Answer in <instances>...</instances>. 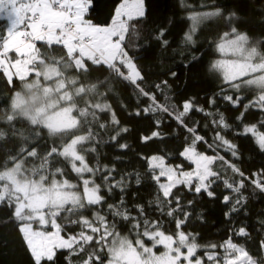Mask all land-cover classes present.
Wrapping results in <instances>:
<instances>
[{"label": "snow or ice", "instance_id": "snow-or-ice-1", "mask_svg": "<svg viewBox=\"0 0 264 264\" xmlns=\"http://www.w3.org/2000/svg\"><path fill=\"white\" fill-rule=\"evenodd\" d=\"M90 6L91 0H0V20L7 22L0 32V74L10 87H14L16 78L20 81L34 78L37 85L40 81L56 80L55 89H43L45 97L55 92L61 94L62 104L70 105L55 117L42 109L29 116L30 122H26L23 130L15 127L18 117L7 115L0 120L6 124V130L0 129V150L4 154L0 161V205L12 209V217L19 222V232L34 264H56L59 250H68V264L73 254H86L80 264H264V259L257 260L244 246L233 242V236H249L246 226L233 229L228 239L219 245H207L204 256H199L201 246L197 235L184 230L192 220L197 200H185L181 191L183 188L193 197L211 200H220L222 195L223 203L231 205L224 213L229 218L246 209L248 197L243 191L246 181L254 192L264 194V169L246 176L236 163L220 155L223 150L237 161L240 158L239 147L227 138L228 132L235 136L250 134L264 152V131L259 130L264 127V117L259 126L245 123L250 108L264 113V52L257 47L261 41L253 42L232 25L236 18L234 12L225 15L223 8L212 5V10L193 13L189 17L192 27L183 35V42L188 45H196L197 25L203 21L223 19L229 27L218 41L212 42L224 57L213 61L209 69L218 72L221 78L219 92L207 101L215 110L206 111L197 106L194 98L185 99L179 105L161 104L155 93L141 86L145 78L134 56L130 55L132 47L127 43L130 35L137 32L131 22L145 17L144 0H123L107 26L95 25L85 18ZM156 31L155 39L167 46L169 41L164 39L167 29ZM36 42L60 46L64 53L61 58L42 53ZM10 53H15L14 61ZM196 59L193 56V60ZM60 65L84 78L106 68L109 77L90 83L87 88L81 86L76 92L77 98L91 94L101 102L72 107L73 97L65 92L68 84L61 78ZM111 77L128 82L134 86L136 97L149 101L142 107L138 99L131 111L123 103L119 106L128 121L149 120L148 131L139 133L137 139L142 144L167 139V134L161 131L166 124L163 117L167 116L186 133L177 155L191 161L195 165L193 169L185 170L180 164L168 163L173 157L163 150L150 156L136 154L146 166L143 174L135 170L121 172L114 164L100 163V150L106 144L114 145L121 152L131 149L128 142L121 140L133 129L122 122L117 110L107 102L108 95L113 94ZM71 84H81V81L73 80ZM152 87L161 95L163 89L171 88L167 80ZM101 88L104 91H100ZM253 88L259 91L258 96L244 104L241 93ZM168 99L165 96V101ZM218 101L238 112L233 118L236 127L215 107ZM23 104L17 96L10 107L15 111ZM193 111L213 117L211 143L206 135L200 134L197 121H192L191 125L187 122ZM104 115L108 119L102 121ZM208 127L204 125L205 129ZM102 132H110L107 140L102 138ZM11 140L17 141V146L6 148ZM56 140L60 143H55ZM198 144H204L213 154L198 151ZM113 159L119 161L121 157ZM30 160L34 161L33 168L26 175L25 164ZM218 161L223 171H231V180L225 178L221 170H214ZM68 173L75 174L76 183L67 178ZM145 176L156 188L154 199L129 205L128 193L133 182L139 186ZM218 185L230 194L218 195ZM117 193L118 199L115 198ZM132 195L139 199L136 193ZM110 198L113 203H108ZM151 206H155L159 217L168 218L174 232H166L161 219L149 218ZM88 210L93 211L90 216H84L82 213ZM196 218L203 221V212L197 213ZM58 220H63L64 224ZM117 220L130 225L134 239L120 235ZM259 222L264 228V220ZM34 224L51 225L53 231L38 230ZM68 225L77 226L79 231L62 234ZM157 246H162L164 251L157 254ZM260 247L264 250V240Z\"/></svg>", "mask_w": 264, "mask_h": 264}, {"label": "trees", "instance_id": "trees-1", "mask_svg": "<svg viewBox=\"0 0 264 264\" xmlns=\"http://www.w3.org/2000/svg\"><path fill=\"white\" fill-rule=\"evenodd\" d=\"M122 2L123 0H91V6L86 18L95 25H110L116 8ZM144 4L145 17L134 19L131 22L137 29V32L130 35L127 43L132 47L130 55L134 56L135 63L145 78L141 86L146 91L155 93L158 102L161 104L175 103L179 105L185 99L194 98L197 106L204 107L206 111L215 110L207 101L214 93L219 92L221 78L218 72L210 71L209 69L212 62L221 57V54L216 51L215 44L212 42L218 41L220 34L228 31L229 27L226 26L223 19L206 20L196 32V45H188L183 42V35L193 24L189 19V13L212 10L210 7L212 5L223 8L225 15L229 12H234L236 18L233 20L232 25L236 26L241 33L247 34L253 42L257 40L261 41L257 47L259 51L264 52V0H144ZM6 23V21L0 20V32L4 31ZM158 28L167 29L164 37V39L169 41L167 46H162L155 39ZM37 48L42 53L53 55L56 58H61L64 53L62 47L55 45L48 46L44 42H38ZM193 56L197 57V59L193 60ZM10 57L13 61L17 58L15 53H11ZM59 71L61 78L68 84L65 90L66 94L73 97L72 106L83 107L85 102L92 104L101 102L91 94L77 98L76 92L81 86L87 88L90 83H95L97 80H104L106 77H109V72L106 68L93 72L86 78L66 71L65 65H60ZM173 72L177 74L175 77L170 75ZM73 80H79L81 84L73 86L71 84ZM163 80H167L171 88L163 89V95H161L152 85L160 83ZM32 81H34V78L23 81L16 78L14 80V87H10L4 75L0 74V120L6 119L7 115H13L19 118L16 121L15 127L22 130L26 128V122H30L29 117L13 111L10 106L17 92L28 94L26 84ZM40 82L42 86L54 88H56L58 83L56 80H51L48 84ZM51 83L53 84L51 85ZM109 83L113 86V94L108 95L107 102L111 103L114 109L117 110L122 122L133 129L121 140L122 143L128 142L131 145V149L121 152L115 149L114 145L106 144L100 150V163L109 166H113L114 164L121 172L135 170L143 174L146 172V166L143 160L137 158L136 154L150 156L163 150V152L170 153L171 157H173L167 161L168 163L172 165L180 164L185 170L193 169L194 164L191 161L177 155L178 151L182 150V144L186 135L184 130L177 128L174 121H169L168 117L164 116L163 119L166 121V124L161 131L167 134V139L163 142L153 141L142 144L137 139V136L139 133H146L148 131L146 125L149 124V120L133 119L128 121L125 119V114H123L119 106L123 103L131 111L136 107L138 99L141 101L142 107L146 106L149 101L146 98L136 97L134 86L126 81L111 77ZM100 91H104V89L101 88ZM55 94L60 101L61 94ZM258 94L259 91L255 88L243 91L241 93L244 97L243 103L247 104L249 101L254 100ZM165 96L169 97L167 101H165ZM215 107L225 114L229 123L233 124V127H236L233 118L235 115H238V112L222 101H218ZM262 117H264V113L259 109L250 108L246 113L245 123H256L259 126V121ZM101 119L102 121L107 120L108 116L104 115ZM212 119L213 117H207L203 113L193 111L189 114L187 122L191 125L192 121H197L201 130L200 134L206 135V139L211 143L212 136L214 135L210 124ZM205 124L209 125L207 129L204 128ZM0 129L6 130V124L0 123ZM259 130L264 131V127H260ZM109 135L110 132L101 133L104 140H107ZM226 135L228 139L238 145L240 158L237 161L223 150L220 151V155L225 156L226 160L236 163L245 172L246 176L264 169V152L259 150L250 134L235 136L231 132H228ZM47 142L53 143L52 140H48ZM55 143H60V141L56 140ZM16 146L17 141L11 140L5 147L11 149ZM197 149L209 155L213 154L204 144H198ZM117 156L121 157V160L114 161L113 158ZM3 159V151L0 150V161ZM33 164L34 161L31 160L25 164L26 175L32 171ZM214 170H221L222 175L229 180L233 178L230 170L223 171L219 161ZM67 178L71 182H77L73 173H68ZM235 179L238 180L239 177L237 176ZM143 180L144 182L139 186L133 182L128 193L129 205L146 203V201L154 199L155 186L147 176ZM181 191L184 192L185 200H197L195 209L192 210V220L184 230L197 235V243L201 246L197 253L199 256H204V248L207 245L212 243L219 245L228 239L233 229L246 226L249 236H233V242L244 246L257 260L264 259V250L260 247L261 241L264 240V228L261 227L259 222L264 220V194L254 192L253 186L246 181V187L243 190L244 195L248 197L246 209L229 218L224 213L229 211L231 205L223 203L222 195L220 200H211L206 197H193L191 193H187L183 188H181ZM133 193H136L139 199L133 198ZM221 193L224 195L230 194L222 185H218V195ZM115 198H119L118 193ZM113 202L114 200L111 198L108 200V203ZM93 210L85 211L82 214L90 216ZM201 211L204 216L203 221L196 218V214ZM148 215L150 219H161L165 225L164 230L166 232L171 233L175 231L174 226L167 217H159L155 206L148 208ZM58 223L63 225L64 221L58 220ZM18 224L19 222L12 217V209L7 205H0V264H34L30 251L26 246L22 234L19 232ZM78 231L79 228L77 226L68 225L64 228L62 234ZM117 231L121 236L134 239V234L130 232V225L126 222L117 220ZM218 251L222 254V250L218 249ZM84 255L86 254H73L70 258L71 264H80L84 259ZM68 257V250H59L56 264H68Z\"/></svg>", "mask_w": 264, "mask_h": 264}, {"label": "rangeland", "instance_id": "rangeland-1", "mask_svg": "<svg viewBox=\"0 0 264 264\" xmlns=\"http://www.w3.org/2000/svg\"><path fill=\"white\" fill-rule=\"evenodd\" d=\"M130 2H131V0H130ZM144 8H145V4H144ZM193 13H198V12H191V13H189V15H192ZM202 23L197 25V31H198V29ZM221 58H224V57L221 56L218 59H221ZM43 83L48 84L45 82H43ZM52 84L53 83H51V85ZM29 85H31V87H29ZM46 87L50 88V89H55L54 87H51V86H44V85L42 86L41 82H39L38 85L35 83V81H32L31 83L28 82L26 84V91H28L27 95L25 94V92H17L15 94L14 99L17 96H19L24 101V104L22 105L21 109H18L15 111L19 114H22L26 117H29L31 115H35L37 112H39L43 109V110L47 111L49 116L55 117V116H57V114L61 113L64 110V108L70 107V105H65V104L63 105L62 103L60 104V101H59L58 97L56 96L55 92H53V93L49 94L47 97H45L43 89ZM72 107H74V106H72ZM25 113H27L28 115H25ZM206 154H208V153H206ZM194 167H195V165H194ZM50 227H51V225H45V226L41 227L38 224H34V228L41 230V231H53V229L52 228L50 229ZM155 251L157 252V254H160L164 251V248L162 246H157Z\"/></svg>", "mask_w": 264, "mask_h": 264}, {"label": "crops", "instance_id": "crops-1", "mask_svg": "<svg viewBox=\"0 0 264 264\" xmlns=\"http://www.w3.org/2000/svg\"><path fill=\"white\" fill-rule=\"evenodd\" d=\"M87 15V14H86ZM86 18V17H85ZM87 19V18H86ZM88 20V19H87ZM100 26V25H99ZM36 43H38V42H36ZM11 54V53H10ZM16 58V57H15Z\"/></svg>", "mask_w": 264, "mask_h": 264}]
</instances>
